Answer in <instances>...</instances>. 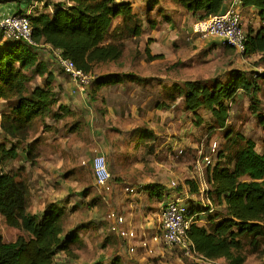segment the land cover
<instances>
[{
	"label": "rangeland",
	"instance_id": "374dc122",
	"mask_svg": "<svg viewBox=\"0 0 264 264\" xmlns=\"http://www.w3.org/2000/svg\"><path fill=\"white\" fill-rule=\"evenodd\" d=\"M130 1L142 18L145 34L127 40L121 60L97 67L91 81L95 75L109 72L133 73L142 80L105 87L92 100L87 94L91 81L84 91L75 92L78 87L63 72L56 54L41 48L40 61L46 63L47 74H36L30 87L45 85L51 72L55 79L52 87L60 99L55 109L65 105L69 112L58 122L48 119L49 128L43 134L49 142L41 146L42 158L30 162L20 153L8 162L7 169L25 178L32 193L30 213L39 212L54 200L66 205V231L86 226L79 245L73 248L77 258L60 254L56 264H93L99 260L110 264L115 258L120 264H226L222 259L204 263L186 256L181 249L167 247L157 232L162 205L177 195L189 207L207 210L212 206L214 220L226 214L223 204L208 198L211 187L204 158L232 168L235 153L246 139L256 143L258 152L264 150V82L259 81L258 108L249 95L238 92L225 127L208 110H186L182 96L173 94L172 88L186 81L225 80L231 70H242L249 76L263 73L264 54L246 55L222 41L193 36L191 29L197 20L185 16L177 0ZM160 15L163 18H158ZM242 15L246 32L258 29L255 14H247L249 22L244 11ZM147 49L161 57L149 59ZM7 109L6 102H0V123ZM139 128L152 130L154 137L137 138ZM41 131L38 127L31 132L30 140ZM223 152L224 158L219 160L218 153ZM99 154L109 162L110 190L99 187L94 177L92 162ZM192 183L198 187V194ZM151 185L162 188L159 197L148 194ZM71 201L74 207L67 206ZM112 211L123 215L126 226L140 238L149 239V249L141 247L138 238L128 240L112 230L114 223L108 217ZM210 218L201 216L198 222L209 227ZM22 234L0 217L2 240L14 242ZM243 242L245 264H264V244L259 248L246 238Z\"/></svg>",
	"mask_w": 264,
	"mask_h": 264
},
{
	"label": "trees",
	"instance_id": "16d2710c",
	"mask_svg": "<svg viewBox=\"0 0 264 264\" xmlns=\"http://www.w3.org/2000/svg\"><path fill=\"white\" fill-rule=\"evenodd\" d=\"M14 1L18 3L15 14L28 13L22 5L28 7L35 2L42 5L40 10H32L29 15L36 45L0 37V102H6L8 108L0 123V217L8 226L23 231L14 242H5L0 237V264H56L60 254L77 258L73 248L79 245L86 226L78 225L66 231L64 207L60 202L48 204L39 213H30L31 193L25 178L7 169L8 162L17 159L20 153L25 160L34 161L39 156V146L45 141L43 133L49 128L48 119L58 122L69 112L65 105L55 109L60 99L52 87L55 79L51 72H48L45 85L30 87L36 74H47L39 51L41 48L54 54L59 51L77 69L93 75L97 67L119 62L124 56L126 41L142 37L145 28L131 1ZM231 1L177 0L178 5L197 21L226 12ZM241 1L244 9L255 8L261 21L258 29L247 32L245 54H264V0ZM147 54L151 60L161 57L152 55L148 49ZM141 80L133 73L98 74L91 81L87 94L94 100L105 87ZM259 81L264 82V72L249 76L242 70H231L225 80L186 81L173 85L172 92L182 96L186 110L193 113L208 110L215 121L225 127L230 107L240 90L249 95L258 108ZM38 127H42L41 134L30 140L31 132ZM137 134L140 139L154 137L153 131L147 128H139ZM224 155V152L218 153V159L222 160ZM207 174L211 187L208 198L217 199L227 212L221 220H214L210 207L207 210L194 204L189 207L198 221L201 216L211 217L209 227L198 221L192 226L190 240L205 259L245 264L243 238L253 247L260 248L264 244V150L258 152L256 143L246 139L235 153L232 168L219 162L211 163ZM191 186L198 194V187L193 183ZM159 188L162 189L151 185L148 194L159 197ZM93 264L106 263L99 260ZM110 264H120V259L115 258Z\"/></svg>",
	"mask_w": 264,
	"mask_h": 264
},
{
	"label": "built area",
	"instance_id": "2783aa9c",
	"mask_svg": "<svg viewBox=\"0 0 264 264\" xmlns=\"http://www.w3.org/2000/svg\"><path fill=\"white\" fill-rule=\"evenodd\" d=\"M119 2L126 0H117ZM244 6L241 0H232L226 12L210 17L209 19L196 21L192 26V35L200 39H217L225 45L234 48L239 53L245 54L247 44V32L243 26ZM28 13L10 14L0 19V37L2 39L23 40L31 45H36L33 40V28ZM58 63L64 73L68 75L74 82L75 92L84 91V87L88 85L92 79L91 74H87L79 69L69 59L64 58L59 51H56ZM217 144L214 145L216 150ZM206 167L211 165L209 157L204 158ZM93 173L96 183L99 187L110 190V181L112 179L109 162L105 155L99 154L95 156L93 162ZM206 189L202 192H206ZM133 191V190H131ZM211 212H214L211 206ZM114 224L112 230L125 239H135L134 230L126 226V219L123 215L112 211L108 216ZM198 216L192 215L188 205H186L177 195L170 198L168 202L163 204L161 235L164 244L170 248H179L184 251L188 257H193L204 263H215L205 259L195 249L194 244L190 240L189 232L192 226L197 223ZM157 240V238H155ZM142 246L149 249V242L142 240ZM134 250V248H132Z\"/></svg>",
	"mask_w": 264,
	"mask_h": 264
},
{
	"label": "crops",
	"instance_id": "0c3cea01",
	"mask_svg": "<svg viewBox=\"0 0 264 264\" xmlns=\"http://www.w3.org/2000/svg\"><path fill=\"white\" fill-rule=\"evenodd\" d=\"M58 1H64V0H58ZM57 1V2H58ZM126 1H130V0H126ZM229 2L231 1V0H228ZM132 2V1H131ZM133 3V2H132ZM40 5H42V4H40ZM40 5H39V3H34L33 5H31V6H28V7H26L25 5H22L21 6V8L22 9H25L26 11H32V10H36V9H38V10H40ZM133 6H134V4H133ZM17 7H18V3L17 2H15L14 0H0V19H2L3 17H5V16H7V15H10V14H14L16 11H17ZM29 9V10H28ZM185 11V10H184ZM186 12V15L185 16H190V14H188L187 13V11H185ZM249 12H251V13H253V14H255V16L257 17V20H258V28L260 27V25H261V21H260V19H259V17H258V14H257V10L255 9V8H245L244 9V19L246 20V21H248V13ZM158 18H163L162 17V15H160ZM249 22V21H248ZM159 24V23H158ZM192 30V29H191ZM210 40H217V39H210ZM218 41H220V40H218ZM221 42V41H220ZM223 43V42H222ZM153 55H156V54H154V53H152ZM52 129H54V128H52ZM51 129V130H52ZM45 133V132H44ZM43 136H44V134H43ZM44 138H45V141H44V143H42L40 146H39V152H38V154H39V156H37L35 159H34V161H36L38 158L40 159V158H42V155H41V153H40V149H41V146H43V145H45L46 146V144L49 142V138H47V137H45L44 136ZM57 138V137H56ZM41 155V156H40ZM27 161V160H26ZM32 162V161H31ZM28 163V162H27ZM30 193H31V190H30ZM31 198H32V193H31ZM30 198V199H31ZM54 202H56V201H54V200H51L50 202H49V204L50 203H54ZM165 203V202H164ZM61 204V203H60ZM74 203L71 201L67 206H75V205H73ZM47 205H44V208L42 209V210H44L45 209V207H46ZM61 206L62 207H66V205H64L63 203L61 204ZM163 206V205H162ZM42 210H39V212H41ZM39 212H37V213H39ZM36 214V213H35ZM161 221H162V216H161V220H160V223H159V227H158V231L157 232H159L160 234H161V232H160V229H161ZM152 225H154V221L152 222ZM149 226V225H148ZM127 227H128V225H127ZM129 229H131V228H129ZM131 230H134V229H131ZM135 231V230H134ZM156 231H155V234L157 233ZM135 233H136V238L135 239H133L132 241H136V239L138 238V243H139V245L142 247V245H141V241L142 240H147L149 243H150V241H149V239L146 237V236H143L142 235V238H140L141 237V235L138 233V232H136L135 231ZM162 236V235H161ZM156 237H158L157 235H155V238ZM142 239V240H141ZM128 240H131V239H128Z\"/></svg>",
	"mask_w": 264,
	"mask_h": 264
}]
</instances>
